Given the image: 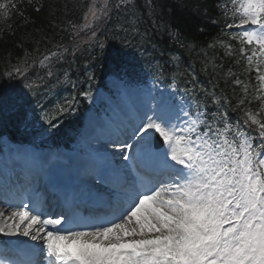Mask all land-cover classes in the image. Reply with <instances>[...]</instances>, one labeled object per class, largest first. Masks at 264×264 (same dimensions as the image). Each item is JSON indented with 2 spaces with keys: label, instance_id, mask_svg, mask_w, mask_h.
<instances>
[{
  "label": "snow or ice",
  "instance_id": "1",
  "mask_svg": "<svg viewBox=\"0 0 264 264\" xmlns=\"http://www.w3.org/2000/svg\"><path fill=\"white\" fill-rule=\"evenodd\" d=\"M122 6L135 13V0H103L100 7L93 0L83 25L90 39L93 25ZM223 7L238 48L220 44L245 64L244 79L228 73L240 95L203 89L197 98L175 81L170 90L149 86L130 53L117 49L111 115L97 122L75 179L53 191L66 211L47 214L40 190L29 186V202L10 204L11 215L0 212V234L42 243L17 239L0 247V264H264V0H226ZM22 14L20 0H0V21ZM138 23L133 15L130 31L146 35ZM27 57L5 75L26 80ZM62 58L52 52L40 63ZM26 87L35 92L32 83ZM80 95L91 99L92 91ZM76 103V96L65 98L56 114L41 109L35 117L26 94L12 101L0 94V119L11 111L24 131L30 115L56 128L53 121ZM9 164L42 168L31 155L17 154ZM11 175L6 166V185Z\"/></svg>",
  "mask_w": 264,
  "mask_h": 264
},
{
  "label": "trees",
  "instance_id": "2",
  "mask_svg": "<svg viewBox=\"0 0 264 264\" xmlns=\"http://www.w3.org/2000/svg\"><path fill=\"white\" fill-rule=\"evenodd\" d=\"M99 1L97 7L103 0ZM92 2L20 0L23 14L12 16L7 23L0 21V94L12 101L24 93L33 106L40 103L49 107L51 101H60L65 92L79 95L88 76L101 81L113 68V54L122 49L134 60L146 53L167 71L208 82L211 89L229 97H233L234 90L236 97L240 95V87L232 83L234 77L228 73L231 69L244 79L245 64L237 65L235 57L227 54L229 49L220 44L223 41L238 48L226 30V23L232 22L224 14L226 0H135V13L123 6L119 11L113 10L110 18L93 25L96 37L90 39L91 31L83 25ZM116 2L110 0V5ZM133 15L139 18L138 27L146 35L134 36L130 31ZM100 42L108 46L102 50ZM52 52H63V58L58 63L41 64L42 58ZM26 53L32 65L25 74L27 79H9L5 73ZM27 83H32L34 93L29 92ZM19 127L11 111L0 119V130L6 129L10 135H15Z\"/></svg>",
  "mask_w": 264,
  "mask_h": 264
},
{
  "label": "bare ground",
  "instance_id": "3",
  "mask_svg": "<svg viewBox=\"0 0 264 264\" xmlns=\"http://www.w3.org/2000/svg\"><path fill=\"white\" fill-rule=\"evenodd\" d=\"M85 125L86 130L84 131L82 141L90 143L93 141L91 137L94 134L93 130L96 128L97 122L94 118L89 117L88 119H86ZM70 166H74V163L70 164ZM3 207L4 205H0V209H2ZM7 210L8 211L5 213V215H11L12 208H8ZM0 219H2V217H0ZM24 239L27 240L28 238L24 237Z\"/></svg>",
  "mask_w": 264,
  "mask_h": 264
},
{
  "label": "rangeland",
  "instance_id": "4",
  "mask_svg": "<svg viewBox=\"0 0 264 264\" xmlns=\"http://www.w3.org/2000/svg\"><path fill=\"white\" fill-rule=\"evenodd\" d=\"M111 80H112V79H111ZM111 80L108 81V84H111V85H112Z\"/></svg>",
  "mask_w": 264,
  "mask_h": 264
}]
</instances>
